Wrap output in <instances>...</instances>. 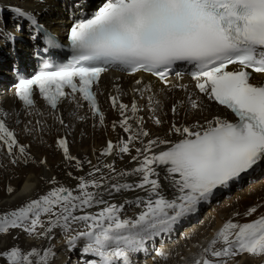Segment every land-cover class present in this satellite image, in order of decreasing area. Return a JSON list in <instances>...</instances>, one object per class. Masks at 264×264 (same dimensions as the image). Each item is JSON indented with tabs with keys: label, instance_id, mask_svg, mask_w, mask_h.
<instances>
[{
	"label": "snow or ice",
	"instance_id": "snow-or-ice-1",
	"mask_svg": "<svg viewBox=\"0 0 264 264\" xmlns=\"http://www.w3.org/2000/svg\"><path fill=\"white\" fill-rule=\"evenodd\" d=\"M14 11L38 26L32 12L19 7ZM68 38L74 55L67 64L55 71L47 70L46 64L45 70L16 85L15 95L26 107H35V87L51 109L64 102L79 108L84 101L103 124L104 113L96 89L108 68L119 67L129 75L149 73L170 85L169 73L178 62H184L192 66L190 75L195 89L234 117L218 114L204 124L191 126L173 122L166 135H176L178 140L157 136L145 142L142 138L150 133L143 126V118L137 116L139 104L135 99L131 104L123 103V93L115 84L117 95L110 96L111 105L122 117L119 126L129 135L115 144L109 140L101 154H130L134 148L136 155L131 160L137 166L117 172L113 164H105L102 167L109 170L105 176L91 160L82 162L71 155L67 139L60 138L57 145L66 160L75 161L78 169L83 163L92 166L88 178L78 177L75 189L53 187L21 207L0 213V234L13 228L45 237H50L56 228L66 234L75 231V235H69V243L86 238L83 251L99 257V261L92 260L90 264H131L129 253L140 250L148 236L169 230L181 217L195 212L214 190L227 187L264 162V0H104L90 16L71 27ZM45 39L48 45H55L54 36L49 34ZM134 85L131 91L147 95L155 113L161 101L151 82L141 77ZM170 87L187 92L183 84ZM185 103L200 110L203 101L188 92L186 99L172 104V113ZM70 115L85 118L77 117L75 110ZM58 119L63 125V118ZM153 119L157 125L162 123L158 116ZM112 126L115 129L117 122ZM136 141L143 147H135ZM160 145L166 147L154 151ZM0 146L6 147L9 155L18 149L26 156L27 146L19 143L2 118ZM157 166H167L163 175ZM133 177L137 179H129ZM165 181L174 189L171 199L163 194ZM8 190L11 192L12 188ZM136 190L146 193L148 199L136 196L135 203L142 205L143 210L135 217L122 218L124 204L104 199L105 194ZM98 205L103 206L99 212L88 211ZM257 211L258 206L250 207L244 216ZM80 223L85 230L76 231L74 226ZM243 254L264 257V214L245 223L226 221L194 264H227L228 259ZM51 255L50 248L41 252L33 247L25 252L14 246L0 251L8 264H49ZM157 255L165 253L158 250Z\"/></svg>",
	"mask_w": 264,
	"mask_h": 264
},
{
	"label": "bare ground",
	"instance_id": "bare-ground-1",
	"mask_svg": "<svg viewBox=\"0 0 264 264\" xmlns=\"http://www.w3.org/2000/svg\"><path fill=\"white\" fill-rule=\"evenodd\" d=\"M52 1L53 0H0V11H3L5 7H8L13 12H15L14 9L19 7L21 9L32 12L38 20L48 23L49 25L53 26V29L60 31L68 23V20L66 19L67 16L64 12L63 6L59 3L53 6ZM69 2L71 1L66 0L65 6ZM72 2L81 10L87 8L85 6L80 7L78 0H72ZM8 12L11 13V11ZM4 14L5 13L2 14L1 20L5 23V25H9V33L6 35V37L23 43L27 40V38L33 35L34 31L30 26V21L27 18L19 17L16 15L15 18H13V20H15V23L8 24V21L6 22V19L4 18ZM15 24L19 25L20 28L15 27ZM3 32L4 27L0 23V37L4 36ZM13 32H15V35ZM116 77L120 78V82L124 84L127 83L125 77L119 74L108 75L107 82L113 83ZM209 106L210 107L207 112H205V109L201 111L204 112V120L210 119V117L214 115L224 114L223 108L214 104H209ZM111 108L113 109V107ZM146 111L150 115V120H148L146 124H144L143 121V126L145 130L149 131L150 136L142 138L145 142L147 141V139H155L157 136H159L161 139H170L172 141L179 139V137L176 135H166L168 133L170 125L166 122V117L163 116V114L160 117L158 116L162 120V123L160 125H157L154 123L153 119L154 116H157V110L155 111V113L149 108L146 109ZM110 113L113 118H116V114H114L113 111L108 112V116L110 115ZM226 114L231 115L228 111H226ZM194 116L198 117L199 120H202V118L199 117L197 113ZM105 121L107 124L108 132L113 137L114 144L121 138L127 139L128 136L123 134V130L121 128L117 126L114 129L108 118ZM186 122H188V119H186ZM55 128H57V124H53L50 128V132H53V134H42V142L40 140V136L37 138V140H33L31 137L28 138L32 146V156L27 160V163H25V159L22 161H16L14 163L7 157L2 156V164L0 165V213H4L21 207L29 200L36 199L40 195L47 193L53 187L63 185L70 189H75L76 185L79 183L78 177L83 176L87 179L88 174L93 171L92 166L87 163H83V167L78 169L75 166V161H68L64 158L63 151L57 148L53 142V137L56 133ZM104 147L105 135L103 134V131L98 128V126H92L89 123H80L78 124L76 129H72V133L70 136V154L77 157V159L81 160L82 162L85 160H91L92 165L101 167V170L105 176L109 175V170L102 167V165L105 164H113L117 172L130 170L133 167L137 166V162L131 160V156L136 155L134 148L130 154H114L112 156H104L101 154ZM135 147H143V145L139 141H136ZM165 147L166 146L164 145H160L159 148L154 149V151L158 152L160 150H163ZM43 156H46V159H43ZM41 161H43V163H41ZM3 167L7 168V172H5V169H3ZM166 167L167 166H157V169L161 172V175L164 174ZM69 172L72 173L71 176L68 175ZM98 176L99 174H97V177ZM53 179L55 180V183H52ZM129 179L137 178L133 177ZM257 184H259V187L252 185L249 186L247 190L240 192V194L243 195L237 196L235 202L227 200L223 204H221L220 207H216L218 204H220L218 203L220 199L216 198L213 201H209V199L214 196L213 193V195L207 201H202L197 206V209L199 210H201V208L203 207L202 205L204 202L206 203L205 205L212 204V207L214 206L213 208L207 209L209 212L212 209L211 217L213 218V223L211 224L212 226L210 227V232L207 233L204 242L203 240H201L203 243H206V246H208L215 233L229 219H232L234 222L245 223L257 218L261 214H264V186H262L264 184V180L257 182ZM9 187L12 188L11 192L8 190ZM252 188L256 190L254 194L251 193L250 189ZM163 194H165L169 199H171L175 195L174 189L168 185L167 181L164 182ZM230 194L231 193H228L226 195L229 196ZM136 196H140L145 200L148 199L147 194L140 190L121 193L113 192L110 196L105 194L104 199L109 203L124 204V208L121 213L122 218L135 217L140 211L143 210L142 205L138 206L135 203ZM254 197H256L257 199L254 200ZM126 200L131 201V203H125ZM229 202L230 206H227V203ZM253 206H258L257 213L253 214L252 216H244V213L247 211V209ZM101 207L103 206L98 205L93 207L92 209H88V211L97 213L100 211ZM219 212L225 213V215L222 216ZM237 213H239V216L236 215ZM195 217L196 216L194 212L189 213L184 217H181L175 224L171 226L169 230L158 232L155 235L150 236L154 241L157 239H161L160 249H162V251H166L168 242H164L162 240L163 237L165 236L166 238L170 239H173L174 237L175 240L176 237H178L177 234L179 230L182 229L184 225L188 224V222L194 220L193 218ZM44 219L45 223H47V218L45 217ZM74 227L76 231L85 230V225L83 223L75 225ZM40 230L41 229L38 228L37 232H39ZM190 232L191 231H188L186 235L188 236ZM75 234V231L66 234L61 229L56 228L53 229L50 237H45L39 236L37 233L30 234L23 228H13L6 234H0V251H7L8 247H13L14 245L15 247L21 248L25 252L29 251L33 247L39 249L40 251L44 248H50L53 255L49 257V264H59L60 255L62 257V260L66 259L65 255L70 254V250L72 248H76L74 249L76 251L73 250L74 252H71V258L75 257L76 259L72 258L69 261H79V258L83 256L82 250L85 248L88 241L86 238H79L74 241V244H70L69 235ZM189 243L191 244V242ZM190 247L192 248V245H190ZM143 249L144 243L143 247L140 248V250L136 251L133 256L136 257L138 252L140 254L144 253ZM168 251H170L169 247ZM186 252L187 255L188 253L190 254V256L188 255L189 262L194 264L195 253L197 251H195L194 249L193 251L189 250V252ZM93 257L94 256H91L90 258ZM131 260V264L133 263V261H136L133 258H131ZM5 261H7V258L0 256V263H5ZM137 261L141 263L143 262L142 260ZM232 262V264H264V257L243 254L233 258ZM227 264H229V260Z\"/></svg>",
	"mask_w": 264,
	"mask_h": 264
},
{
	"label": "rangeland",
	"instance_id": "rangeland-1",
	"mask_svg": "<svg viewBox=\"0 0 264 264\" xmlns=\"http://www.w3.org/2000/svg\"><path fill=\"white\" fill-rule=\"evenodd\" d=\"M1 10V9H0ZM8 11H11V13H9ZM3 13H5L4 15H5V19H6V22L8 21V24H12V23H15V20H13V18H15V16L17 15L15 12H13L10 8H8V7H5L4 8V10L3 11H0V23L2 24V26L4 27V32H3V35L4 36H6L8 33H9V25H5V23L1 20V18H2V14ZM39 18V17H38ZM11 20V21H10ZM7 24V23H6ZM12 27V26H11ZM15 27H19L20 28V26L19 25H17V24H15ZM14 33V35H15V32H13ZM20 39V38H19ZM0 44H1V38H0ZM3 169H5V172H7L6 171V169L7 168H4L3 167ZM260 182V181H259ZM261 186V185H260ZM262 186H264V184L262 185ZM257 187H259V185H257ZM249 187H244L243 189H241L240 191H235V192H233V193H231L229 196H227L226 195V199L225 198H221L220 199V202H218V203H220V204H218L216 207H220L221 206V204H223L225 201H227V200H231L232 202H235V200L237 199V196H242L243 194H240V192H243L244 190H247ZM251 190V193H255L256 192V190H254V188H252V189H250ZM234 191V190H233ZM245 194V193H244ZM222 199H225V200H222ZM257 198L256 197H254V200H256ZM209 205V206H208ZM227 206H230V202L229 203H227ZM214 207V206H213ZM212 207V204H207V205H205V206H203L202 208H201V210H200V213H203V211L204 210H206L203 214H202V216H201V218H200V220H199V222H197V223H195V225H191V226H188L190 223H192V222H194L195 220H196V218H197V216L195 217V218H193L194 220H191L190 222H188V224H186V225H184L183 226V228L182 229H180L179 230V232H178V234L180 233V231L181 230H183L184 228H185V226H186V228L184 229V234H187V232L188 231H191L190 232V234H188V236H186V238H184L181 234L180 235H178V237H176V239L174 240V242H172L170 245H169V243H168V247H169V253H168V256L166 257V258H164V259H158L157 261H152V258L150 257V258H147V259H145V262H139V261H133V263L132 264H134V263H137V264H151V263H153V264H192L191 262H189V260H188V255L190 256V254L188 253V255H187V252L186 251H188L189 252V250H194L195 249V251H197L196 253H195V260L196 259H198L199 257H200V254L203 252V249L205 248V247H207L206 246V243H203L204 242V240H205V237H206V235H207V233L208 232H210L209 230H210V227L212 226L211 224L213 223V218L211 217V211H212V209H211V211L209 212L207 209L208 208H213ZM200 213L198 214V216H200ZM219 213H221V212H219ZM221 215L222 216H224L225 215V213H221ZM188 226V227H187ZM208 228H206V227ZM205 227V228H204ZM181 228V227H180ZM206 229V230H205ZM202 232V233H201ZM204 232V233H203ZM205 234V235H204ZM204 235V236H203ZM202 236V237H201ZM201 238H203V239H201ZM167 240L168 239H170V238H166ZM163 240V239H162ZM201 240H203V242L201 241ZM189 242H191V244L189 243ZM14 245V244H13ZM190 245H192V248H194V249H192L191 247H190ZM15 246V245H14ZM13 246V247H14ZM194 246V247H193ZM12 247H8L7 248V250H10ZM191 248V249H190ZM44 249H46V248H44ZM44 249H42L41 250V252L44 250ZM74 249H76V248H74ZM73 248L70 250V254H67V255H65L66 257V259H63L62 260V257H61V255L59 256L60 257V259H59V264H61V262H62V264H79L80 263V258H79V263H78V261H72V262H70L69 260H71L72 258H75V257H72L71 258V256H72V253L71 252H74V251H76V250H74ZM197 249V250H196ZM74 250V251H73ZM160 251V250H159ZM162 251V250H161ZM186 253V254H185ZM153 255H155L156 257H159L158 255H157V252H155V253H153ZM68 256V257H67ZM133 259H134V256L132 257ZM76 259V258H75ZM181 259V260H180ZM229 260V264H232L233 262H232V260H233V258L232 259H228ZM161 261V262H160ZM231 261V262H230ZM131 262H132V260H131ZM227 263H228V261H227ZM0 264H8V262L7 261H5V263H0Z\"/></svg>",
	"mask_w": 264,
	"mask_h": 264
}]
</instances>
